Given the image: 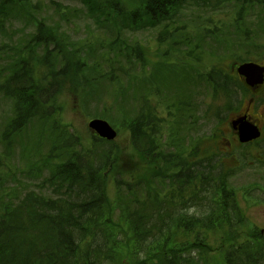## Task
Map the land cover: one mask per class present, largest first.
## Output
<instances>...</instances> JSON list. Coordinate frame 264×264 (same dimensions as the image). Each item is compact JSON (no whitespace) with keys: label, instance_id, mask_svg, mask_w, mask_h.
<instances>
[{"label":"trees","instance_id":"16d2710c","mask_svg":"<svg viewBox=\"0 0 264 264\" xmlns=\"http://www.w3.org/2000/svg\"><path fill=\"white\" fill-rule=\"evenodd\" d=\"M187 1H194L192 3L199 9L210 10L204 22L210 25L201 26L203 38L224 32L227 23H231L236 32L235 36L227 30L224 34L228 35L224 46L228 50L243 56L247 53L245 48L249 53L252 47L264 46V0H140L129 9H124L121 0H84L87 12H99L106 17L103 22L117 29L115 36L108 34L102 40L107 45L100 57L106 67L92 76V70L102 62L100 58L81 63L79 57L73 61L83 50H75L71 59V51L66 52L62 37H54L56 29L45 28L42 18L38 23L34 20V33L29 39L25 37L20 41L27 48V54L24 51L14 62L15 67L5 75V81L0 83V91L12 101V116L1 136L7 139L31 119L44 120L56 113V96L62 86L57 77L73 70V65L75 75L81 76V84H92L99 79L114 81L123 76L130 79L131 70L121 60L130 65L131 57L144 59L142 45L131 41V32L164 22L162 32L169 37L172 30L166 28L175 24L176 11ZM231 1L237 6L221 11L222 4ZM55 5L60 14L68 13V5ZM18 6L19 10L25 6V12L21 13L23 18L40 14L41 6L37 1L0 0V29ZM229 11L234 12L230 22ZM32 37L30 42L36 44L37 50L42 48L48 60H40V53L29 44ZM229 41L236 43L237 49H230ZM54 56L62 63L58 70L50 72L51 79L42 83L36 68L42 62L53 67ZM250 60L261 63L257 58ZM70 62L73 63L71 68ZM202 77L212 86L213 95L219 99L218 105L224 103L219 106V112L239 110L247 91L234 73L215 66ZM108 93L99 118L106 119L108 110L119 111L121 116L125 114L121 125L130 130L133 147L144 157L158 160L156 174H164L165 169L170 171L169 175H163V179L168 180L167 187L160 185L154 190L145 178L128 180L120 173L115 174L121 204L118 215L127 224L132 241L129 257L121 261L124 264H209L204 246L207 234L223 225L234 231L244 222L236 203V192L230 185L233 171L225 162L227 156L222 151L204 154L198 145L185 156L163 154L158 138L162 119L155 100L148 93L132 95L126 89L123 92L122 87H115ZM218 118L223 119L221 115ZM59 137L56 148L47 152V156L62 151L65 158L50 155L59 161L38 187L27 190L0 210V264L118 262V249L123 239L106 215L108 202L103 181V173L113 164L117 147L113 140L95 133L92 141L81 149L77 147L81 139L76 133ZM8 152L7 147L1 150V161L8 158ZM179 233L186 237L179 240ZM219 264H264V232L253 227L242 238H232Z\"/></svg>","mask_w":264,"mask_h":264},{"label":"rangeland","instance_id":"374dc122","mask_svg":"<svg viewBox=\"0 0 264 264\" xmlns=\"http://www.w3.org/2000/svg\"><path fill=\"white\" fill-rule=\"evenodd\" d=\"M32 1L40 3V14L23 18L21 13L25 12V6H21L20 10L18 6L13 10L11 19H6L5 26L0 29V83L5 81V75L15 67L14 62L23 56L24 51L27 54V48L20 41L32 36L36 21L38 23L41 18L45 28L56 29L54 37H62L66 52L71 51V59L75 50H83L78 57L74 56L76 58L73 61L79 57L81 63L86 59L100 58L102 62H98V67L92 70V76L100 74L99 70L106 67L104 59L100 57L107 45L102 40L108 34L115 36L117 31L115 27L102 21L106 17L95 10L87 12L84 0ZM53 1L68 5V13L62 15L56 11ZM121 1L125 4L124 9L134 8L140 2ZM192 2L187 1L176 11L178 15L176 22H173L175 24L166 28L172 30L169 37L162 32L165 29L164 22L131 32V41L142 45L144 59L131 57L130 65L121 60L131 70L130 79L129 76H123L114 81L99 79L92 84H81V76L78 73L75 75V66L70 62L73 70L57 77L62 83L56 96L58 111L44 120L31 119L7 139L1 133L12 116V101L0 91V153L5 147L10 151L7 153L8 158L0 160V210L6 203L15 202L27 190L38 187L41 179L59 161L58 158L55 161L50 155L65 158L62 151L47 156V152L56 148L61 134L76 133L81 139L77 145L79 149L92 141V135L96 132L89 127L90 120L101 117L98 114L103 110V99L109 96L108 92L115 87H122L123 92L126 89L132 95L148 93L155 100L162 119L158 138L163 154L177 153L176 155L185 156L198 145L204 154L222 151L227 156L225 162L233 171L230 185L236 192V203L244 222L234 231L223 225L207 234L204 246L208 263L222 262L223 251L232 238H242L253 227L264 232V88L257 96L253 114L254 118H258L256 122L262 126L263 134L261 139L253 143H242L238 133L231 127L232 120L242 111L235 108L228 110L229 112L225 109L219 112V106L224 103L218 105L219 99L213 95L212 86L202 77L215 66L236 73L239 64L252 58H257L264 64V46L252 47L249 53L248 48H245L244 52L247 53L243 56L228 50L224 47L227 44L225 36L228 35L224 34L226 30L232 35L236 32L231 23H227L224 32L204 35L203 38L201 26L210 25L204 23L210 10L199 9ZM236 6L234 1L223 3L221 11L223 8L226 11L232 10ZM229 12L230 22L234 12ZM237 34L240 35L238 32ZM33 37L29 44L37 50L36 44L30 42ZM228 44L231 45L230 49H237L236 43L231 44L229 41ZM37 51L40 53V60L45 61L47 58L43 49L38 47ZM52 62L53 67L42 62L36 68V75L42 79V83H47L51 79L50 72L58 70L62 63L56 56ZM100 89H103L101 94ZM246 102L247 100L244 102L245 108L248 106ZM115 111L108 110L105 114L106 120L117 131L113 139L117 151L113 164L103 173V181L108 202L106 215L123 239L118 249L117 264H121V259L125 261V257H129L132 241L127 224L118 215V206L121 204L118 202L115 174L120 173L128 180L145 178L154 190L160 185L167 187L168 180L163 179V175H169L170 171L165 169L164 174H156L159 172L158 160L144 157L133 147L130 130L121 125L125 114L121 116L119 111ZM220 115L222 120L218 118ZM185 237L181 233L178 235L179 240Z\"/></svg>","mask_w":264,"mask_h":264},{"label":"water","instance_id":"95a60500","mask_svg":"<svg viewBox=\"0 0 264 264\" xmlns=\"http://www.w3.org/2000/svg\"><path fill=\"white\" fill-rule=\"evenodd\" d=\"M238 73L245 78L251 86L261 85L264 82V65L254 61H246L241 63ZM234 127L238 129V136L241 142H248L258 138L261 135L260 128L257 124L247 120L245 116H241L232 121ZM89 127L100 137L113 140L116 135V129L103 118H93L89 122Z\"/></svg>","mask_w":264,"mask_h":264},{"label":"flooded vegetation","instance_id":"af4514ba","mask_svg":"<svg viewBox=\"0 0 264 264\" xmlns=\"http://www.w3.org/2000/svg\"><path fill=\"white\" fill-rule=\"evenodd\" d=\"M234 76L238 79V81L244 86V88L247 91V93L245 92V94H244V101H243L242 105L239 107V112L240 111H242V112L237 117L239 118L241 116H245L247 118V120H249L253 123H256L259 126V128L261 129V132L263 134L262 126L256 122L258 120V118L257 119L254 118L253 114H255V108L254 107L256 105L257 96L261 93V90L264 88V83L259 85V86L258 85L251 86L249 83H247L245 78H243L238 73V71L236 73H234ZM246 98H248V99H246ZM246 100H247L246 104H248V106H246V108H245L244 102ZM231 127L233 130H235L238 133L237 127H234L233 124H231ZM253 142L254 141H251L250 143H253Z\"/></svg>","mask_w":264,"mask_h":264}]
</instances>
